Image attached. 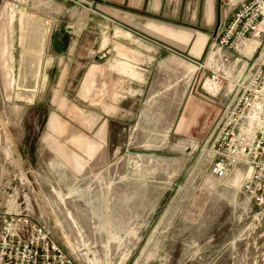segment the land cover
<instances>
[{
	"label": "rangeland",
	"instance_id": "1",
	"mask_svg": "<svg viewBox=\"0 0 264 264\" xmlns=\"http://www.w3.org/2000/svg\"><path fill=\"white\" fill-rule=\"evenodd\" d=\"M71 2L0 0V219L30 214L79 264H264V211L206 157L233 94L226 79L217 98L205 83L246 64L211 62L213 41L196 73L139 102L147 116L106 115L97 77L82 91L86 63L61 77L51 53Z\"/></svg>",
	"mask_w": 264,
	"mask_h": 264
},
{
	"label": "crops",
	"instance_id": "2",
	"mask_svg": "<svg viewBox=\"0 0 264 264\" xmlns=\"http://www.w3.org/2000/svg\"><path fill=\"white\" fill-rule=\"evenodd\" d=\"M71 1L74 4L71 2L67 15L53 23L50 39L51 53L59 60V75H76L79 66L72 69L69 65L85 62L82 91L89 93L97 77L103 112L115 118L128 114L132 122L149 114L139 102L156 98L154 92L163 91L166 77H176L179 82L196 73L198 68L192 63L205 56L219 29L247 0ZM225 55L231 57L230 53ZM221 56L224 53L213 55L211 49L208 59L223 63ZM91 59L96 62L89 63ZM109 78L113 89L102 97V83ZM219 118L212 122L214 128ZM55 119L51 120L52 128ZM213 127L205 134H212Z\"/></svg>",
	"mask_w": 264,
	"mask_h": 264
},
{
	"label": "built area",
	"instance_id": "3",
	"mask_svg": "<svg viewBox=\"0 0 264 264\" xmlns=\"http://www.w3.org/2000/svg\"><path fill=\"white\" fill-rule=\"evenodd\" d=\"M214 41L213 55L224 53L221 59L225 62L227 52L234 64L246 66L238 79L223 72L225 78L221 80L216 74L211 79L216 78L222 85L205 89L217 98L226 79L233 94L208 140L209 171L225 182L237 177V187L264 211V0L240 3ZM253 44L256 47L251 49ZM0 264L79 263L45 224L21 212L7 213L0 219Z\"/></svg>",
	"mask_w": 264,
	"mask_h": 264
},
{
	"label": "bare ground",
	"instance_id": "4",
	"mask_svg": "<svg viewBox=\"0 0 264 264\" xmlns=\"http://www.w3.org/2000/svg\"><path fill=\"white\" fill-rule=\"evenodd\" d=\"M256 44H253L251 46V49L255 48ZM212 60V59H211ZM217 70V69H216ZM242 73V72H241ZM217 74V73H216ZM221 82L217 81L216 78L215 79H207L206 83H205V89H209V88H219L221 86Z\"/></svg>",
	"mask_w": 264,
	"mask_h": 264
}]
</instances>
